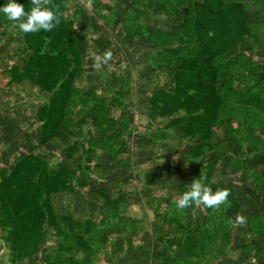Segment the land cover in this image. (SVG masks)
Wrapping results in <instances>:
<instances>
[{
  "label": "trees",
  "instance_id": "1",
  "mask_svg": "<svg viewBox=\"0 0 264 264\" xmlns=\"http://www.w3.org/2000/svg\"><path fill=\"white\" fill-rule=\"evenodd\" d=\"M6 1L0 0V6ZM17 2L31 10V0ZM70 2L52 0L61 19L52 31L22 32L17 45L23 50V66L13 61L9 69V85L31 83L50 94L37 111L39 141L10 155L0 168V234L9 248V264L33 259L44 246L48 228L55 231L56 248L43 264H98L101 255L112 262L120 253L145 248L135 239L141 216L129 211L120 194L104 199L98 219L57 213L55 195L78 189L95 193L88 182L89 166L99 152L119 167L127 166L121 156L135 133L127 112L133 78H107L108 97L77 85L87 74L82 23L100 27L80 9L70 12ZM100 18L123 42L142 40L152 48L151 71L167 78V88L155 90L148 103L150 119L167 121L163 127L148 123L145 138L160 144L167 141L169 129H179L190 143L185 159L198 169L188 183L166 181L165 188L162 170L142 180L147 194L152 182L159 184L148 196L158 221L156 246L164 248L149 254L151 264H219L237 241L230 214L235 197L245 200L247 227L256 237L242 248V255L254 252L256 264H264L259 241L264 239V0H121L117 7L101 11ZM159 19L173 25L164 29L155 25ZM210 31L215 33L212 38ZM217 129L229 140L225 152L216 141ZM70 134L79 144L71 145L66 156L80 150L83 167L52 164L35 154ZM208 154L214 159L204 164ZM254 158L258 161L251 162ZM219 163L241 172L246 185L234 191L216 183ZM198 178L214 192L229 189L228 203L219 209L193 203L177 210L174 201ZM144 219L145 225L149 214Z\"/></svg>",
  "mask_w": 264,
  "mask_h": 264
},
{
  "label": "rangeland",
  "instance_id": "2",
  "mask_svg": "<svg viewBox=\"0 0 264 264\" xmlns=\"http://www.w3.org/2000/svg\"><path fill=\"white\" fill-rule=\"evenodd\" d=\"M120 3L121 0H71L69 10L75 13L80 9L100 27H95L93 22L84 21L82 23L81 27L86 36L81 47L86 52L87 74L79 78L77 85L95 88L100 96L108 97L110 93L105 84L107 78L119 76L131 77L134 80L127 112L135 122V133L129 138L130 144L121 156L122 161L128 164L119 167L108 155L99 152L89 166L91 177L88 178V182L94 187L95 193L80 189L64 191L54 196V202L59 214L69 215L76 220L86 217L98 219L103 214L101 205L104 199L112 195H122L123 200L128 203L129 211L141 216L139 235L135 239L145 248L142 251L131 250L120 253L112 262L106 256L101 255L98 264H151L149 254L156 248L157 250L164 248L156 246L159 243L155 237L158 221L153 215L149 199L152 192L154 195L155 191L159 190V184L153 180V188L147 194L148 192L143 190L142 180L146 179L144 178L146 175L152 178L155 173L162 170L161 181L165 188L166 181L188 183L198 169L185 159L190 143L183 138V133L179 129H169L167 141L160 144H154L150 142V139L145 138L149 134L146 131L148 123L163 127L167 121L148 117L150 97L155 90L167 88V78L165 76H157V78L152 73L150 59L153 56V49L144 41L128 39L123 42L116 32L101 21V11L117 7ZM155 25L169 30L173 22L159 19ZM20 36H22V31L3 13H0V168L10 155L20 153L26 147L39 141L41 123L37 117V111L48 102L50 96L31 83L9 85L8 75L11 63L17 61L23 66L20 60L23 50L17 45V42L21 41ZM97 39L103 43L99 44ZM109 50L112 52V58L108 64H102L99 70L94 68L96 57L102 60L104 53ZM119 114L121 111L115 112V116ZM216 141L219 149L225 152L229 140L220 129L216 130ZM73 144H79V140L74 134H70L67 139L54 140L38 148L35 154L42 159L49 160L52 164L64 162L71 168L78 169L83 167L80 150H77L71 157L66 156L67 150ZM115 148L118 149V147ZM128 157H131L130 161ZM213 159V156L210 157L208 154L204 164L212 162ZM256 161L258 158L251 160V162ZM218 166L214 179L216 183L234 191L246 185V179L241 172L231 166L227 167L225 163H219ZM235 200L237 203L230 210L233 222L238 213L246 217L243 206L245 200L239 197H235ZM145 214H149L148 222L145 221L148 225H144ZM201 221L202 218L197 219L196 225ZM236 226L237 241L228 249L219 264H256L258 261L256 253L242 255V248L256 241V237L247 227V217L244 225L236 224ZM259 241L261 245H264V239L260 238ZM55 248V231L48 228L44 246L39 253L33 259L28 258L18 264H43L46 255L55 254ZM8 258L9 248L2 241L0 234V264H9Z\"/></svg>",
  "mask_w": 264,
  "mask_h": 264
},
{
  "label": "clouds",
  "instance_id": "3",
  "mask_svg": "<svg viewBox=\"0 0 264 264\" xmlns=\"http://www.w3.org/2000/svg\"><path fill=\"white\" fill-rule=\"evenodd\" d=\"M31 10L26 11L24 5L17 0H7L3 7H0V13H3L9 21L14 22L15 26L24 33H33L40 30L52 31L60 22V14L58 6L52 3V0H31ZM208 37L212 38L215 33L208 32ZM112 58L111 50L104 53L103 59L96 57V62L93 67L99 70L102 64H108ZM229 189H219L215 192L204 183L202 179H195L190 190L183 193L177 200L174 201L177 210H183L192 206L204 205L207 208L219 209L222 205L228 203L230 196ZM232 223V221H229ZM235 224L244 225L246 217L238 213L235 217Z\"/></svg>",
  "mask_w": 264,
  "mask_h": 264
},
{
  "label": "crops",
  "instance_id": "4",
  "mask_svg": "<svg viewBox=\"0 0 264 264\" xmlns=\"http://www.w3.org/2000/svg\"><path fill=\"white\" fill-rule=\"evenodd\" d=\"M261 35L264 36V28H263V30L261 31Z\"/></svg>",
  "mask_w": 264,
  "mask_h": 264
}]
</instances>
